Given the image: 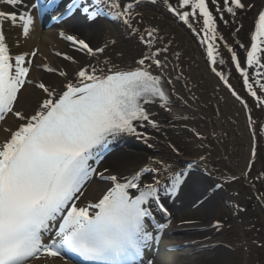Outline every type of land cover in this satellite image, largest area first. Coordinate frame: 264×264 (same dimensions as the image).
<instances>
[{"label": "snow or ice", "instance_id": "obj_1", "mask_svg": "<svg viewBox=\"0 0 264 264\" xmlns=\"http://www.w3.org/2000/svg\"><path fill=\"white\" fill-rule=\"evenodd\" d=\"M104 2L142 46L133 67L121 69L111 58L80 64L74 56L59 51L54 55L67 65L37 64L39 49L13 53L4 27H19V35L27 39L34 26L33 15L27 8L23 12L0 9V122L9 117L20 122L15 129H0L7 133L0 142V264H55L56 260L62 264H153L151 260L145 262V250L159 240L154 231L165 227L155 223L154 212L170 214L165 198L174 195L189 176L187 171L174 172L172 165L152 157L128 175L109 167L100 170L119 137L131 135L148 143L149 137L139 129L159 125L145 105L159 103L170 111L173 103L166 87L171 80L165 78L166 54L172 40L161 35L159 26H143V16L133 10L140 0L124 5L119 0ZM0 3L12 9L24 7V0ZM56 3L47 0L39 7L47 11ZM163 3L185 24L200 25L197 35L206 49L211 72L247 109V101L233 89L225 73L217 70V65L227 63L217 43L223 42L244 89L264 109V6L256 13L255 30L242 64L237 51L219 35L218 20L227 26L225 14L236 17L238 11L255 9L252 0H211L215 15L208 0ZM77 10L89 20L104 15L98 4L93 7L84 0H71L66 15L72 16ZM59 35L88 57H98L107 47L93 48L84 39L63 31ZM19 46L18 39L15 47ZM238 46L245 48L244 44ZM174 55L180 59L179 52ZM69 65L76 67L69 71ZM34 67L62 78L59 89L32 77ZM181 77L182 73L176 79ZM26 86L40 93L30 115L17 107ZM254 123L249 115V124ZM170 147L180 154L175 146ZM255 156L253 148L245 178ZM164 172L170 186L160 178ZM93 176L107 182L106 187L95 202L81 205L78 202ZM216 227H220L219 222ZM257 246L264 247V243Z\"/></svg>", "mask_w": 264, "mask_h": 264}, {"label": "bare ground", "instance_id": "obj_2", "mask_svg": "<svg viewBox=\"0 0 264 264\" xmlns=\"http://www.w3.org/2000/svg\"><path fill=\"white\" fill-rule=\"evenodd\" d=\"M122 1L126 4L131 2V0ZM252 2L258 6L264 3V0H252ZM33 4H36L35 0H24V7L12 9L10 6H5L3 3H0V9L23 12L25 8H27L28 11L33 15L35 22L33 29L30 32V36L27 39H23L19 35L21 31L19 27L12 28L8 24H5L4 27L6 31L7 42L11 46L13 53L25 51L30 52L33 48L39 49L40 54L35 61L37 64L48 63L50 66L67 65L68 62L64 61L62 57H57L54 55V53L57 51L67 52L69 55L74 56L80 64H86L89 62L95 64L97 59L101 61L107 59V56L109 55L108 49L114 44L112 41H115V43L119 41L118 46L121 48H119L114 54V63L117 64L121 69H127L134 66V61L139 58L140 52L143 50L138 41L128 34V31H126L124 27L125 25L122 26L120 24L122 21L119 23H108L100 20L99 25L94 27L95 33L93 34L92 39L86 42H88L93 48L102 47L105 45H107V47L105 49V53L99 54L98 57H88L76 50L70 42L66 41L59 35L60 32L63 31L66 35L72 34L82 39L80 31L75 30V27H73L74 24L72 22H64L57 27H45L44 23H42L38 17L39 11L37 7H31ZM141 11L144 13V17L149 18V20L159 19L156 23L161 29V35L165 37V24H167V21L161 17L162 15H158L159 11L154 9V7L150 8L148 6L142 7ZM97 21H99V19H97ZM178 25L181 27L180 24ZM184 30L186 31V29ZM236 35H243V31H239L236 33ZM18 39L20 40V46L15 47L16 41ZM180 47L181 46L179 45L177 48ZM177 48L176 50H179ZM174 52L171 53L172 63L168 64V68L165 70L167 79L171 80V84H169L171 87L170 95L173 101V103L170 105L171 110L168 111L162 108L159 103L145 105V107L154 114V118L158 122L159 126L154 128V130H162L166 127V125L170 124H174V126L177 125L175 127L178 130H187L189 133L183 131L184 135H182L183 138L180 141L183 145H188V147H191L193 150H190L186 155L184 154L181 157H178L177 154L172 151V148L169 147L173 146L171 143L169 144V142H165L163 145L165 150L161 151V154L157 152H135L128 148V146L124 148L122 152H113L108 158L102 161L100 170H102L103 167H109V169L112 171H119L125 175H128L136 170L138 166H143L148 161V158L152 157L154 159L163 160L166 163L172 165V170L174 172H180L184 171L182 169L189 168L191 164L187 162L188 160L190 161L191 159L196 158L199 159L201 156H204L205 159L203 161L199 160V163L200 165H205V167H207L206 170L208 171L212 168L215 160H218L219 164H221L227 170L232 171V173H239V175H243L251 158L252 146V140L248 134L249 131H247L246 128V120L239 121V117L234 116L236 109H233L231 106L232 104L228 101V99L220 100L218 97H215L218 94L216 95L217 89L212 86V78L208 76L205 77L206 79L200 84L198 90L196 89L195 84H190L191 81L188 83L187 79L184 78L183 68L180 67L179 62L175 61L176 57ZM117 53H123V55H117ZM166 55L168 58L169 54L167 53ZM45 57L47 58L46 60L44 59ZM75 67L76 65H69L68 70L71 71ZM181 73V79H176V76L180 75ZM190 75V80L193 79L196 83V78L198 76L195 77L193 71ZM31 76L34 78L44 79L47 82L56 85L58 89L62 80V78H59L55 74L44 72L42 69L35 67L31 72ZM26 88L27 90L23 92L17 107L23 110L26 114L30 115L37 107L40 93L38 90L30 86H26ZM196 90L198 92L204 90V92L197 93ZM210 103H212V105H218L217 108H220V114H218L217 111L210 110V107L204 108V106H202H209ZM159 117L163 119L162 122L159 121ZM251 120L255 122L252 124L254 129L257 120L254 117H252ZM18 123L20 122L12 117H9L6 122H0V129H15ZM238 124L241 126V129L239 128ZM149 128L152 127L146 126L140 130L148 135V131H150ZM237 131L240 132L242 136H239ZM196 133H199L200 135L197 136ZM6 135L7 133L0 130V142L5 139ZM210 138L212 141L211 143ZM203 144H207L206 147H202ZM167 147H169V149ZM208 161L209 163H207ZM254 167L250 172H248L247 175V178H249L252 183H255L259 179L257 177H261L260 170L256 171ZM212 170L216 171L213 168ZM224 173L226 174V171ZM161 175L162 176H160V178L163 182L168 180L167 172H164ZM190 175L192 177L190 176L185 187L182 189V196L185 197L184 202L186 204L189 201H196L197 199L201 198L204 201L202 204H205L207 208V219L202 223H191L192 225L189 226L186 224H184V226H175L174 229H176V233L174 236H167L162 240L161 252L163 255H165L159 261L153 260V264H226L230 256V250L226 249L225 247H216L215 250H213L214 248L211 244V242L214 240V231L216 230L213 225V216L220 206V201L217 195L206 200H204V197H202L205 195L207 186L210 184V182H207V180L210 181V179L205 180L200 172L191 173ZM105 187L106 184L92 182L86 189V193L82 198V201L78 203L83 205L88 202H95ZM204 190L205 192H202ZM199 192H202V194L199 195ZM154 235L157 234L155 233ZM155 243L156 241L152 243V246ZM176 244H180L182 246V250L175 252L169 251L167 249L169 246ZM200 246H203L204 249H208V253L205 255L203 254L200 257H193L191 259H188L189 257L185 256L186 253ZM36 264H39V262H36ZM55 264H62V262L56 260Z\"/></svg>", "mask_w": 264, "mask_h": 264}, {"label": "rangeland", "instance_id": "obj_3", "mask_svg": "<svg viewBox=\"0 0 264 264\" xmlns=\"http://www.w3.org/2000/svg\"><path fill=\"white\" fill-rule=\"evenodd\" d=\"M171 2L175 4L177 0H171ZM208 2L210 10H213L215 15V6L211 3V0H208ZM142 6V4H139L133 10L134 12H138L143 16V26H159L156 23L159 19L149 20V18L144 17L145 15L141 11ZM147 6L150 8L154 7V9L159 11L158 15H162L161 17H163V19L167 21V24H165V39L172 40V44L168 52V64L172 63L171 53L174 51L179 52L181 54L180 59H175V61L179 62L180 67L183 68L184 78L187 79L188 83L191 81L190 84H195L196 89L198 90L200 84L203 83L206 79L205 77L208 76L212 78V86L217 89L216 95L218 94L215 97H218V99L220 100L228 99V101L232 104L231 106L233 107V109H236L234 116L239 117V121L246 120V128L247 131H249L248 134L252 140L251 152L253 148H255L256 151V156L254 162L252 163L251 170L255 166L254 168L256 171L260 170L261 177L255 183H252L249 178H245L244 175H239V173H232V171L227 170L221 164H219L218 160H215L212 167L216 170L215 173H217L219 177L220 175L222 176V179L219 178V180H224L226 189H221V192H223L217 193L220 201V206L213 216V224H215L216 230L214 231L215 233L213 235L215 238L213 237L214 240L211 242V244L214 248L213 250H215L216 247H225L226 249L230 250V256L226 264H264V247L257 246L258 243H264V195H262V193H264V109L258 107L254 99L249 96L244 89L242 79L239 73L235 71L234 66L231 64L230 53L227 52V49L224 47L223 42L218 41L217 43L219 45L220 54L227 63L223 66L217 65V70L223 71L225 73L233 89H235L237 93L247 101V109L243 104L240 103V101H237L235 97L231 95V92L223 84V82L213 72H211V66L208 62L206 49L204 45L200 43V36H196V38H198L197 40L194 36L192 37V35H190L187 28L186 29L188 31L186 30V32L184 30L185 27L183 26L181 21L167 10V7L163 3V0L162 3L160 1L159 4H152L150 6ZM261 6H264V3L256 6V8L252 10L238 11L236 17H231L230 15L225 14V19L228 20L227 26H225L218 20L219 35H222L224 37V40L229 45H231L234 50L237 51V55L239 56L242 64L246 57L245 49L250 47L251 33L255 30V21L257 18L256 13ZM137 19H139V17H137ZM177 23L180 24L182 28ZM93 26L85 27V29L80 32L84 40L88 41L92 39V36L95 33V29ZM191 26L196 29L198 33L200 25L191 24ZM237 28L240 29L239 31H243V35H236V33L239 32L236 31ZM118 43L119 41L117 43H114L112 47L108 49L109 55L107 56V58H111L112 60L115 59L114 54L118 51L119 48H121L120 46H118ZM238 44H244L245 48H239ZM179 45L181 47L177 48ZM176 48L179 50H176ZM192 71L195 77L198 76L196 78V83L193 79L190 80V74H192ZM197 90V93L204 92V90H201V92H198ZM202 106H204V108L210 107V110L217 111V113L220 114V108H217L218 105L216 106L210 103L209 106ZM249 115L251 116V118L254 117L257 120L254 129L252 125L249 124ZM162 120L163 119L159 117V121L162 122ZM175 126L174 124L166 125V127L162 130H154V128H149L150 131H148L147 136H149V138L151 139H148L147 144L143 141V143H141V148H136L128 143L127 145L129 147H127L135 152H157L161 154V151L165 150L163 145L165 144V142H169V144L171 143L179 150L180 154L177 155L178 157L184 154L186 155L190 150L193 149L191 147H188V145H183L180 140L183 138V131H188L178 130ZM238 126L241 129V126L239 124ZM240 132H238V135L242 136ZM211 142L212 141L210 138V143ZM149 144H151L152 146L149 147ZM169 147L167 148L169 149ZM123 149L116 152H122ZM207 163H209V161ZM225 171L228 176L225 175ZM233 177H235V179H233ZM208 178L212 177L208 176ZM92 182L106 184V182L99 180L98 177L93 176L90 183L86 186V189ZM200 194H202V192H199V195ZM182 214L183 215L178 216L179 222L182 223L181 226H184V224L189 226L192 225L190 223L194 222V224H198L207 219V208L205 205H201V207H196L193 209L190 208ZM189 219H191V221H188ZM185 220H187L188 222ZM192 220L194 221L192 222ZM217 222H219L220 224L219 228L216 227ZM207 250L208 249H204V247L195 248L192 251L186 253L185 256L189 257L188 259L196 256L200 257L203 254H207ZM160 259L161 256L158 259L156 258L157 261H159Z\"/></svg>", "mask_w": 264, "mask_h": 264}]
</instances>
